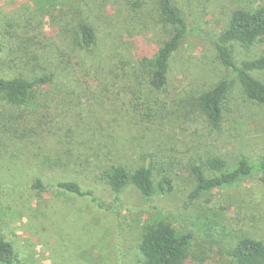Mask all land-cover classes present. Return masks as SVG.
<instances>
[{"label": "rangeland", "instance_id": "1", "mask_svg": "<svg viewBox=\"0 0 264 264\" xmlns=\"http://www.w3.org/2000/svg\"><path fill=\"white\" fill-rule=\"evenodd\" d=\"M85 2L87 6L82 0H0V77L32 70L25 63L8 67V42L14 47L19 42L15 32H35L40 37L35 43L45 52L46 39L56 34L52 21L63 19L74 4L93 10L102 46L112 41L108 35L117 29L128 40L134 62L144 65L157 53L162 36L149 25L154 24L149 17L156 8L151 0ZM175 2L188 31L166 90L136 91V97L121 88L100 89L93 78L83 80L74 116L62 131L54 132L36 121L40 107L54 101L52 89L39 90L31 106L12 110L14 116L22 110L21 118L27 116L23 137L22 122L16 124L8 112L0 114V235L14 247L12 264H142L141 229L154 220H167L193 234L188 264H234L226 251L239 240L264 241V185L258 175L191 198L196 187L194 164L215 156L231 164L241 156L252 162L264 159V105L244 94L237 76L220 65L214 48L234 11L264 7V0ZM138 18L145 23L135 24ZM234 52L241 64L264 55V42L252 51L236 45ZM253 76L264 82V71ZM222 79L230 81V91L223 127L215 131L196 103L199 94ZM110 122L117 127L121 162L131 167L151 165L157 180L172 179L171 191L146 199L133 185L115 194L100 180V171L117 164L116 159L97 153V144L89 143L88 149L79 142L104 136L102 143L113 148ZM38 180L43 189L35 187ZM70 181L92 190L94 196L65 192L60 184Z\"/></svg>", "mask_w": 264, "mask_h": 264}, {"label": "trees", "instance_id": "2", "mask_svg": "<svg viewBox=\"0 0 264 264\" xmlns=\"http://www.w3.org/2000/svg\"><path fill=\"white\" fill-rule=\"evenodd\" d=\"M151 2L156 8L149 17L154 24L149 25L159 31L162 38L157 53L151 58H146L143 61L144 65L131 59L129 42L117 29H112L111 35H108L112 41L104 42L102 46L99 26L95 22L93 10L88 7L82 9L80 5L74 4L75 6L70 7L62 16L63 19L56 24L52 21L57 34L54 37H58L57 41L53 39L54 37L46 39L48 44L45 46V52L39 47L40 44L35 43V40L40 38L35 32L32 33L31 30L15 32L19 42L15 47L13 43L8 42L6 49L8 67L25 63L24 65L30 66L32 70L29 69L28 74L19 72L13 77H0V103H3L0 107L4 108L0 114L10 113L16 124L18 121L22 122L20 126L24 132L27 116L25 119L21 116L25 115V112L22 110L19 116H14L12 110L31 106L37 92L49 88L53 91L54 101L40 107L42 110L36 121L43 127H48L51 132L62 131L64 126H68V121L81 103L76 94L80 88H84L83 80L93 78L100 89L121 88L123 92L130 91L134 94L136 91L142 94L147 90L151 92L166 90L174 58L183 46L188 27L185 16L182 15L175 0ZM82 5L87 6L85 0H82ZM139 5L137 1L132 7L136 9ZM138 20L135 24L145 23V20L139 18ZM24 27L26 28V25ZM126 28L131 31L129 27ZM13 35L10 33L9 36L12 38ZM262 42L264 7L255 10L238 9L232 13L227 27L215 39L214 48L220 65L237 76L244 94L250 100L264 105V82L253 76L255 71H264V55L238 64L234 52L236 45L245 51H252ZM47 53L53 56L49 58L46 56ZM8 67L7 69H10ZM64 83L67 85L62 87L60 84ZM229 91L230 81L222 79L211 89L204 90L197 98V109L212 130L220 131L223 127ZM111 125L110 122L109 129L112 128ZM116 128L110 134L114 136L113 148H109V142L102 143L104 136L84 137L79 142L85 148H88L89 143L97 144V153H105L107 158L116 159L117 164L104 167L100 171L98 175L100 180L115 194H120L133 185L146 199L158 192L171 191L172 179L163 176L160 181L157 180L151 165L131 167L121 162L123 155L119 154L121 151L115 137ZM24 135L25 132L21 136ZM90 162L84 160V163L89 165ZM192 173L196 179V187L191 193V198L198 199L216 189L235 186L253 175H258L264 185V159L252 162L246 156H241L236 163L231 164L221 156H215L203 161L202 164H194ZM35 187L43 189L40 180ZM60 187L65 192L81 197L94 196L92 190H84L79 183L73 181L63 182ZM192 241L191 232L180 231L167 220L147 222L141 229L139 245L143 255L142 264H188ZM226 252L234 264H264V241L259 239L245 237ZM15 257L13 245L0 235V263L12 264Z\"/></svg>", "mask_w": 264, "mask_h": 264}]
</instances>
